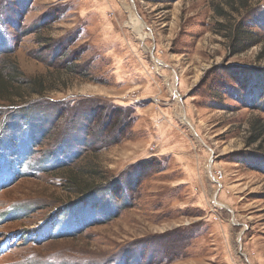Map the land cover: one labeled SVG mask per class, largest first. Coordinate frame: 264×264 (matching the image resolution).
Returning <instances> with one entry per match:
<instances>
[{
    "label": "rangeland",
    "instance_id": "obj_1",
    "mask_svg": "<svg viewBox=\"0 0 264 264\" xmlns=\"http://www.w3.org/2000/svg\"><path fill=\"white\" fill-rule=\"evenodd\" d=\"M9 60L0 264H264V0H0Z\"/></svg>",
    "mask_w": 264,
    "mask_h": 264
},
{
    "label": "trees",
    "instance_id": "obj_2",
    "mask_svg": "<svg viewBox=\"0 0 264 264\" xmlns=\"http://www.w3.org/2000/svg\"><path fill=\"white\" fill-rule=\"evenodd\" d=\"M239 1L243 2V6H246V3L248 0H239ZM240 30L245 32V29H239V27L237 25L234 27V29L232 30L234 33L232 35V39L236 41V44L241 41L242 43H246V45L243 44L241 47H239V49L234 50L233 53L239 52L240 50L241 51L245 50V49L249 48L250 46H252L250 44L253 40L250 39V41H249V39H247L245 34L242 35ZM239 31H240L241 35H240ZM247 40L249 41L248 42L249 44L247 43ZM1 66H5V68H1ZM20 72L21 71H19V68L14 61H10V63H6L5 65L2 63V61L0 62V100L1 101H6V102L15 101V100H17V101L21 100L22 101V99H18V98H21L20 95H19V97H17V96L14 97V96H10L12 93H9V91L12 92L11 91V88H13L12 86L16 82H19L18 81V75L21 74ZM4 93H6V95H4ZM1 106L2 105H0V107ZM252 129H253V131L256 132L254 139L261 138L264 135V124L263 123L261 124L257 121V123L252 125Z\"/></svg>",
    "mask_w": 264,
    "mask_h": 264
},
{
    "label": "bare ground",
    "instance_id": "obj_3",
    "mask_svg": "<svg viewBox=\"0 0 264 264\" xmlns=\"http://www.w3.org/2000/svg\"><path fill=\"white\" fill-rule=\"evenodd\" d=\"M131 14H132V24H133V26H136L137 28V30L138 31H140V30H142L143 29V26H144V24H143V22L142 21H140L139 20V18L137 17V15L133 12V11H131ZM135 28V27H134ZM136 31V30H135ZM137 31V32H138ZM157 63L159 62L158 60H155ZM158 66V65H157ZM176 95V98L178 99L179 97H178V95L177 94H175Z\"/></svg>",
    "mask_w": 264,
    "mask_h": 264
}]
</instances>
